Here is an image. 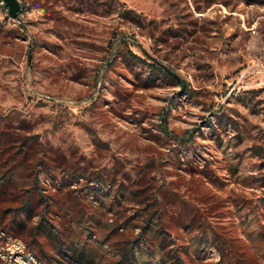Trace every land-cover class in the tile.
Wrapping results in <instances>:
<instances>
[{"label":"rangeland","instance_id":"1","mask_svg":"<svg viewBox=\"0 0 264 264\" xmlns=\"http://www.w3.org/2000/svg\"><path fill=\"white\" fill-rule=\"evenodd\" d=\"M27 1L0 21V264H264V0Z\"/></svg>","mask_w":264,"mask_h":264},{"label":"trees","instance_id":"2","mask_svg":"<svg viewBox=\"0 0 264 264\" xmlns=\"http://www.w3.org/2000/svg\"><path fill=\"white\" fill-rule=\"evenodd\" d=\"M156 68V67H154ZM51 231H49L50 233ZM161 249V248H160ZM89 251L86 248L81 250L82 256H88ZM132 253V257H128V254ZM153 255V254H152ZM157 255V254H154ZM169 251L165 249L164 244H162V257H157V261L148 252L140 253L137 246H125L123 248L122 257L115 264H184V262L179 263V259L171 261Z\"/></svg>","mask_w":264,"mask_h":264},{"label":"built area","instance_id":"3","mask_svg":"<svg viewBox=\"0 0 264 264\" xmlns=\"http://www.w3.org/2000/svg\"><path fill=\"white\" fill-rule=\"evenodd\" d=\"M18 3L20 4V11H19V17H13L10 12L9 4L6 0H0V21H6V20H18L22 17L25 11L28 10V1L27 0H18Z\"/></svg>","mask_w":264,"mask_h":264},{"label":"water","instance_id":"4","mask_svg":"<svg viewBox=\"0 0 264 264\" xmlns=\"http://www.w3.org/2000/svg\"><path fill=\"white\" fill-rule=\"evenodd\" d=\"M10 7V12L13 17H19L20 4L18 0H6Z\"/></svg>","mask_w":264,"mask_h":264}]
</instances>
